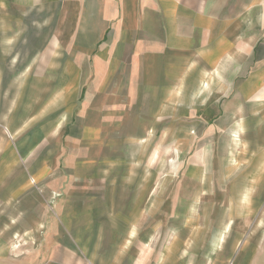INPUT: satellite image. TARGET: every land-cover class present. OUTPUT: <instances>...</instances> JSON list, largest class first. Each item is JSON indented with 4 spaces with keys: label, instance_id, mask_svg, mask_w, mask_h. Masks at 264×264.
Instances as JSON below:
<instances>
[{
    "label": "rangeland",
    "instance_id": "obj_1",
    "mask_svg": "<svg viewBox=\"0 0 264 264\" xmlns=\"http://www.w3.org/2000/svg\"><path fill=\"white\" fill-rule=\"evenodd\" d=\"M208 1L234 23L237 67L255 49L261 65L264 0ZM59 14L0 0V264H264V84L227 58L224 110L182 96L105 126L86 87L61 89L87 59Z\"/></svg>",
    "mask_w": 264,
    "mask_h": 264
},
{
    "label": "crops",
    "instance_id": "obj_2",
    "mask_svg": "<svg viewBox=\"0 0 264 264\" xmlns=\"http://www.w3.org/2000/svg\"><path fill=\"white\" fill-rule=\"evenodd\" d=\"M50 1L61 14L57 25L69 32V56L73 52L72 57L87 59L83 67L73 61L69 73L74 76L71 81L62 77L61 89L86 87L85 104L93 105V118L104 120L105 126L115 118L144 123L145 117L166 113L172 107L168 100L175 106L182 96L205 97L204 103L185 107L189 113L224 110L229 90L220 79L227 76V58L235 61L239 55L240 39L234 32L225 33L234 30V23L218 21L208 0ZM11 49L8 44L7 59L12 58ZM254 53L245 68L233 61L231 75L254 74V81L264 84V57L259 65L257 49Z\"/></svg>",
    "mask_w": 264,
    "mask_h": 264
}]
</instances>
